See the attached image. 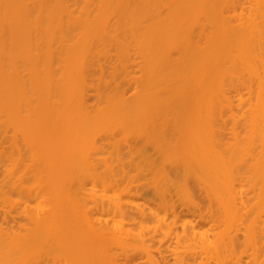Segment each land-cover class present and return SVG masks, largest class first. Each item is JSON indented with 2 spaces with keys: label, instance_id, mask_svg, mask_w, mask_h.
Here are the masks:
<instances>
[{
  "label": "bare ground",
  "instance_id": "6f19581e",
  "mask_svg": "<svg viewBox=\"0 0 264 264\" xmlns=\"http://www.w3.org/2000/svg\"><path fill=\"white\" fill-rule=\"evenodd\" d=\"M0 264H264V0H0Z\"/></svg>",
  "mask_w": 264,
  "mask_h": 264
}]
</instances>
